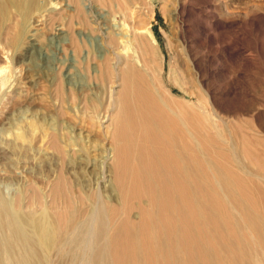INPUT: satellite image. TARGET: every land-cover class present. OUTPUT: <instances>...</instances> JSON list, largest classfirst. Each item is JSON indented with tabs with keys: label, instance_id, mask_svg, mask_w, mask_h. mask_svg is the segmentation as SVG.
<instances>
[{
	"label": "rangeland",
	"instance_id": "1",
	"mask_svg": "<svg viewBox=\"0 0 264 264\" xmlns=\"http://www.w3.org/2000/svg\"><path fill=\"white\" fill-rule=\"evenodd\" d=\"M148 30L159 65L142 41ZM2 69L0 209L10 215L47 217L57 231L89 224L98 199H108L126 103L135 106L156 73L178 133L207 147L231 180L264 191V0H0ZM133 125L135 162L138 116ZM132 212L137 218L139 207ZM70 241L65 259L55 249L49 264L89 260L83 245L75 260Z\"/></svg>",
	"mask_w": 264,
	"mask_h": 264
},
{
	"label": "bare ground",
	"instance_id": "2",
	"mask_svg": "<svg viewBox=\"0 0 264 264\" xmlns=\"http://www.w3.org/2000/svg\"><path fill=\"white\" fill-rule=\"evenodd\" d=\"M4 1L8 4L23 0ZM148 34L142 36V41L152 49L159 65L156 40L151 31ZM152 78L154 84L150 78L143 80L135 96V106L126 103L125 125L119 131L120 144L115 152V170L108 165L105 175L104 191L108 199H98L97 206L84 219L90 225L86 223L78 228L79 224L74 222L76 227H73L69 221L68 228L61 231L63 225L58 230L61 233L56 235L57 228L49 226L53 223L47 217L10 215L0 199L3 202H0L3 204L0 218L6 214L4 222L0 221V264H49L52 251L56 249L58 255L64 253L65 243L74 239L71 233H78L79 241L78 246L77 241L72 242L75 239L69 244L77 255L74 259L83 249L80 256L89 258L81 261L85 264L264 263V191L253 194L252 186L249 188L239 178L231 180L230 169L217 162L211 152L208 154L207 147L202 149V143L197 147L189 132L178 133L167 114V106H172L174 100L170 96H158L157 73ZM137 116L142 132L133 162L135 141L131 129ZM206 155L213 160L209 162ZM114 183L118 202L113 194ZM137 206L138 219L131 214ZM236 208L239 215L234 211ZM116 215H124L118 225L114 221ZM82 245L86 249H81ZM73 253L69 251L70 256ZM62 255L60 258L65 259Z\"/></svg>",
	"mask_w": 264,
	"mask_h": 264
}]
</instances>
